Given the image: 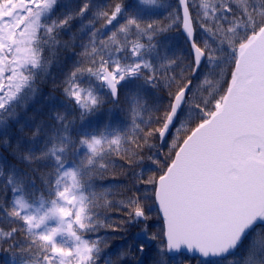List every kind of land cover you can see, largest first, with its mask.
<instances>
[{
	"label": "snow or ice",
	"instance_id": "obj_1",
	"mask_svg": "<svg viewBox=\"0 0 264 264\" xmlns=\"http://www.w3.org/2000/svg\"><path fill=\"white\" fill-rule=\"evenodd\" d=\"M174 28L187 56L160 43ZM61 48L76 56L60 84L71 111L13 144L9 129ZM106 104L123 126L95 122ZM0 136L31 172L48 169L37 190L0 156L8 264H143L148 242L151 264H187L185 254L197 264H264V0H0ZM115 158L155 166L147 178L133 173L134 190L119 201L97 184L117 167L127 174ZM101 230L124 234L118 251Z\"/></svg>",
	"mask_w": 264,
	"mask_h": 264
},
{
	"label": "trees",
	"instance_id": "obj_2",
	"mask_svg": "<svg viewBox=\"0 0 264 264\" xmlns=\"http://www.w3.org/2000/svg\"><path fill=\"white\" fill-rule=\"evenodd\" d=\"M62 3H76L78 0H61ZM95 3H109L110 0H94ZM129 4L133 2V0H126ZM168 3L175 4V0H167ZM199 2V0H197ZM157 13L156 18L164 20L167 16V12L163 9H156L154 10ZM99 26V25H97ZM77 26L73 27L72 32H76ZM72 33H67L66 35L62 36V40H69ZM197 40H201L204 38V34L197 28ZM77 44L80 43V40L76 41ZM161 45H167L168 50L170 53H175L177 56H187L189 53V45L186 43L184 36L181 33L179 28H174L172 31L164 34L160 37ZM79 49H77L78 51ZM76 59V56L69 50H65L61 48L58 51L56 57L53 58V62L50 65L48 72L42 74L41 78L37 82V86L39 88V92L36 96L29 102L25 109L20 110V123L14 125L11 129H9L8 135L12 139V143L15 144L16 137L19 135H30L29 127L34 128L36 124L43 123L45 126L51 125L54 122V117L57 114H65L66 112H70L71 109L69 106L66 105L62 88L60 87L61 81L63 80L64 72L67 71L68 66L72 63L73 60ZM204 69H202L203 71ZM159 102L162 104L167 103V93H156L155 94ZM149 102H151V97H149ZM111 107L110 105L106 104L104 109L101 113L97 115L95 118V122L102 124L105 121L111 120L113 123H119L123 126L126 121L124 114L119 110L114 109L111 113L108 112V108ZM145 119L148 118V114H144ZM71 115H69V119H71ZM24 133H20L19 129L21 126H25ZM0 139H3V136H0ZM157 149H152L151 151H156ZM167 146H165L161 151L167 152ZM151 152L148 149H145L143 155L145 158L150 155ZM0 156L4 157L7 164L9 166L15 165L20 172H28V183L31 184L33 181L35 182V189L39 190L42 184L41 173L46 172L47 168H40L39 171L31 172L29 170L30 166L26 163H23L19 160L13 159L11 155L10 149H5L0 146ZM163 159V156H161ZM115 162L117 165H124L127 174H123L119 167L116 168L114 173H109L106 177L102 180H98L97 184L103 185L102 190H107L110 195L109 199L113 201H119L125 195L130 194L128 190H134L132 185L136 183L133 173L140 172L143 169V174L145 178L148 175H151L153 171H155V166L152 165L147 159H145L144 164L138 167H129L125 165L123 161L115 158ZM31 167H37L36 165H32ZM2 180H0V184H2ZM140 188V193L143 194L145 186L144 185H137ZM31 190V189H30ZM0 195H3L0 193ZM11 194L9 193V196ZM110 219L113 221H118L119 219L123 218L121 214L112 212L109 214ZM3 222L0 221V224ZM153 231L156 230L154 226ZM138 231V227H131L129 229L130 233H135ZM101 236H108V237H117L116 239H112L110 241V248L108 251L116 252L118 251L123 241L119 239L120 236H123V233H112L111 231L101 230L99 233ZM155 242H148V248L152 251L146 252L142 255L143 264H151V256L152 252L155 250V246L152 244ZM7 247V245H5ZM182 260H186L187 264H196L197 258H189L186 255L181 258ZM11 260V254L8 252L0 251V264H8ZM100 264H104L103 258L100 261Z\"/></svg>",
	"mask_w": 264,
	"mask_h": 264
},
{
	"label": "water",
	"instance_id": "obj_3",
	"mask_svg": "<svg viewBox=\"0 0 264 264\" xmlns=\"http://www.w3.org/2000/svg\"><path fill=\"white\" fill-rule=\"evenodd\" d=\"M181 33H182V35L184 36V34H183V32H182V30H181ZM184 38H185V36H184ZM186 40V39H185ZM186 255H188V254H186ZM189 256V255H188ZM194 256V255H193ZM193 256H189V257H193Z\"/></svg>",
	"mask_w": 264,
	"mask_h": 264
},
{
	"label": "rangeland",
	"instance_id": "obj_4",
	"mask_svg": "<svg viewBox=\"0 0 264 264\" xmlns=\"http://www.w3.org/2000/svg\"><path fill=\"white\" fill-rule=\"evenodd\" d=\"M154 246H155V244L154 243H152ZM197 264V263H196Z\"/></svg>",
	"mask_w": 264,
	"mask_h": 264
}]
</instances>
